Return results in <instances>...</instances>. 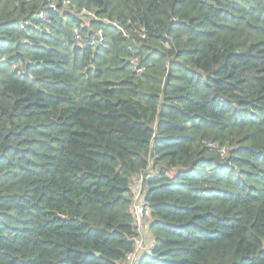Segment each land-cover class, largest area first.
Segmentation results:
<instances>
[{
	"label": "trees",
	"instance_id": "16d2710c",
	"mask_svg": "<svg viewBox=\"0 0 264 264\" xmlns=\"http://www.w3.org/2000/svg\"><path fill=\"white\" fill-rule=\"evenodd\" d=\"M139 175V264H264V0H0V264H122Z\"/></svg>",
	"mask_w": 264,
	"mask_h": 264
},
{
	"label": "built area",
	"instance_id": "2783aa9c",
	"mask_svg": "<svg viewBox=\"0 0 264 264\" xmlns=\"http://www.w3.org/2000/svg\"><path fill=\"white\" fill-rule=\"evenodd\" d=\"M129 37L127 34H125ZM140 37L145 38V30L141 28ZM136 70V68L134 67ZM141 175L133 179V192H132V203L130 211L134 219V226L137 236L134 241V250L127 254L126 264H139L140 258L143 252H148L152 246V241L148 240L145 235V222H144V211H145V201L141 192Z\"/></svg>",
	"mask_w": 264,
	"mask_h": 264
},
{
	"label": "crops",
	"instance_id": "0c3cea01",
	"mask_svg": "<svg viewBox=\"0 0 264 264\" xmlns=\"http://www.w3.org/2000/svg\"><path fill=\"white\" fill-rule=\"evenodd\" d=\"M145 226H146V224H145ZM145 235H146V238L149 240L147 230H145ZM122 264H126V261L123 262Z\"/></svg>",
	"mask_w": 264,
	"mask_h": 264
},
{
	"label": "rangeland",
	"instance_id": "374dc122",
	"mask_svg": "<svg viewBox=\"0 0 264 264\" xmlns=\"http://www.w3.org/2000/svg\"><path fill=\"white\" fill-rule=\"evenodd\" d=\"M147 217H144V222H146Z\"/></svg>",
	"mask_w": 264,
	"mask_h": 264
}]
</instances>
